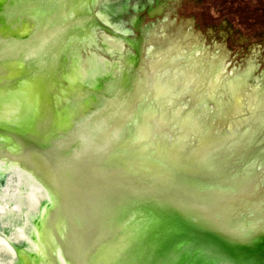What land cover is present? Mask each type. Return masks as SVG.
<instances>
[{
    "label": "bare ground",
    "instance_id": "6f19581e",
    "mask_svg": "<svg viewBox=\"0 0 264 264\" xmlns=\"http://www.w3.org/2000/svg\"><path fill=\"white\" fill-rule=\"evenodd\" d=\"M48 1L0 0V123L16 126V133L5 132L3 142L7 147L11 140L14 146H8L15 151L11 166L0 164V264H55L54 255L58 264H98L95 257L82 261L84 253L75 252L71 241L82 224L80 212L95 199L101 211L94 217L101 223L96 238L102 239L104 264H154L163 228L139 210L128 216L121 200H105L103 188L113 170L167 188L169 178L180 176L209 193L217 187L234 198L257 197L245 192L264 183V72L257 77L260 86L249 84L253 68L221 82L223 66L207 74L189 73L175 56L165 59L149 50L152 101L118 63L122 42L98 32L86 16L89 4L75 7L64 20ZM68 3L58 9H68ZM99 5L101 10L112 4L100 0ZM29 63L32 69H24ZM14 82L18 95L10 88ZM130 103L145 106L133 116L130 133L122 134L120 126L133 115ZM28 118L37 123L31 129L25 127ZM21 133L37 137L35 146L45 152L50 172L18 154L23 153L17 141ZM242 170L243 179L258 171L259 184L235 182ZM187 194L202 202L192 191ZM246 205L260 217L250 215V220L264 222V205ZM111 234L114 239L107 241ZM59 240L73 252L65 253ZM173 264L198 263L185 255Z\"/></svg>",
    "mask_w": 264,
    "mask_h": 264
},
{
    "label": "water",
    "instance_id": "95a60500",
    "mask_svg": "<svg viewBox=\"0 0 264 264\" xmlns=\"http://www.w3.org/2000/svg\"><path fill=\"white\" fill-rule=\"evenodd\" d=\"M1 29L0 27V32ZM9 66L11 72H15L18 77L16 69L14 67L11 68V65ZM24 69H32V64H30L29 68L26 65ZM15 82L17 81L15 80ZM17 86L15 83L10 88L14 91V94L18 95ZM3 89L1 88L0 92ZM33 118H28L25 124L27 129H31L33 125L37 124ZM48 124L45 125L47 128L49 127ZM12 129L11 133H16V126L7 125L5 127V125L0 123V164L3 163L8 167L11 166L9 162L11 158H8L9 154L7 155V153L11 150L9 147L12 143L10 142L11 140L6 141V144L8 142L6 147L3 142L6 139L4 137L5 132ZM165 136L166 138L164 139L167 140L169 138L168 134L165 133ZM27 139L33 145L35 143L39 144L37 137L27 135ZM22 140H25L24 137L22 135L18 136L17 141L23 146V150H25ZM12 147L14 146L12 145ZM155 161L160 163L158 159H155ZM259 161H262V159ZM164 165L165 167L170 166L162 164V166ZM105 172L108 174V170H105ZM0 173L3 174L1 170ZM233 173L234 171H232L230 177H234L232 176L234 175ZM244 173L246 171L242 170V174L236 178L235 182L240 180L245 184L248 182L246 184L248 187H254V182H258L259 184L258 178L261 175H258V171L253 176L248 175V177L243 179ZM130 175L131 173H118V169L113 170L108 175V181H105V187L103 188V192L105 191L108 195L104 194L106 196L105 200L109 198V201L113 202V204L121 200L124 213H127L128 216L135 212V210H139L145 213V216L153 218L163 228L164 237L161 245H159L160 247L154 252L157 256L155 261H153L154 264H161V261H163V264H173L178 258L185 255L198 264H264V222L261 219L258 221L257 219L260 218L257 216L259 215L258 212L246 205L247 202L256 203L258 206L264 205V196H260L263 192L261 187H264V183L254 187L256 188L254 190L245 192L246 194L251 192L258 194L255 199H247L244 195L236 197L239 198L240 202H235L236 198L231 194L232 192L224 193L220 190L224 193L223 195L215 187L216 192L212 193L211 191L209 193L206 190L200 189L199 186L193 187L188 185L185 179L180 176L175 178V180H171L168 177L172 183L168 186L170 188H167L158 184H151V182H143L142 180H136V182L132 177H128ZM226 176L229 175L227 174ZM183 182L187 184L184 185L186 190L182 188ZM194 188H197L196 191ZM187 190L192 191L193 198H199L202 202L198 203L189 198ZM193 193L196 195H193ZM240 194L238 193V195ZM95 201L96 199L92 200L91 203H87L84 210L80 212L83 225L80 224L75 228L77 232H74L76 231L75 229L73 230L74 238L71 241L76 248L78 247L74 249L75 252L84 253L85 257L83 256L84 259L82 261L86 260L89 263L90 259L92 260L95 257L98 259V264H104L105 257L100 255L103 252L102 239L96 238L101 223L100 219L94 218L101 211H98L100 208ZM244 211L246 213H242ZM250 215H255L258 218L250 220L248 218ZM103 238L106 239V237ZM113 239L114 236L111 234L106 240L111 241ZM58 242L64 245L63 250L65 253L73 252L64 241L59 240ZM76 244L80 245L77 246ZM50 250L52 252L53 247ZM53 259L55 260L54 263L58 264L59 261L55 255Z\"/></svg>",
    "mask_w": 264,
    "mask_h": 264
},
{
    "label": "rangeland",
    "instance_id": "374dc122",
    "mask_svg": "<svg viewBox=\"0 0 264 264\" xmlns=\"http://www.w3.org/2000/svg\"><path fill=\"white\" fill-rule=\"evenodd\" d=\"M66 1L49 0L48 2L50 4L52 2L55 6L57 2V5L59 3L60 7H63ZM71 1V8L85 3V5H90L93 12L96 10L97 13L100 12V0ZM122 1L123 3H121ZM124 3L130 4L129 0H113L110 10H105L103 19L99 17V21L96 19V15L94 16L89 12L86 16L95 22L97 29L106 30L110 36L122 42L123 48L116 59L127 74L129 81L137 80L145 88L144 94L146 93L147 97L151 96V100L153 95L147 82L149 64L147 55L149 50L160 53V56L165 59H168L170 55L175 56L177 64L189 73L207 74L213 67L223 66L221 82L233 73L242 74L253 68L255 70L250 75L249 84L260 86L261 83L257 77L264 72V23L257 24L259 26L252 34H250L249 29L244 27L240 29L239 23L246 18L250 25L255 24V20L264 21V0H233L234 6L231 8L235 9V17L228 19V21L224 20L223 25L217 21H222L226 15H220L218 11V20L209 22V24H207L208 21L202 19L200 22L199 17L191 15L193 14L191 9L195 11L201 10L203 7V9H207L212 7V3H206L203 7L186 4V8L191 14H185L184 8L180 4L178 6L169 5L168 14L163 19L156 21L155 24L148 25L149 19L144 16L145 27L140 28L138 34L134 33L137 20L131 17V9ZM228 10L227 8L226 12ZM210 25L212 26L209 27ZM80 50L81 55L85 56V51ZM123 92L125 93L126 89H123ZM144 106L145 104H129L128 108L130 111L132 108L131 114L133 115L120 126V133H130V130L133 129V116H138L140 107ZM210 109L212 111V105H210ZM21 135L25 139L22 140L25 150L23 153L18 152V154H22V159H25V162L34 165L39 170L50 172L44 157L45 152L31 144L27 135L24 133ZM14 152V150H10L7 153V155L9 154L8 158L12 159Z\"/></svg>",
    "mask_w": 264,
    "mask_h": 264
},
{
    "label": "flooded vegetation",
    "instance_id": "af4514ba",
    "mask_svg": "<svg viewBox=\"0 0 264 264\" xmlns=\"http://www.w3.org/2000/svg\"><path fill=\"white\" fill-rule=\"evenodd\" d=\"M56 1H59V0H56ZM109 1L112 4L113 0H109ZM132 1L135 2V3L133 4ZM68 2H69V0L64 2V4L67 6L69 4ZM71 3H72V1H71ZM121 3H123V1ZM129 3H130L129 5L124 3V5H128L130 7V9H131L130 10L131 17L132 18H136V20H137V24L134 27V33H136V34L139 33L140 28L145 27L144 23H146V22L143 20L144 16H147L148 19H149L148 25L149 24H155L156 21L163 19L164 16H166L168 14V10L167 9H168L169 5L178 6V4H180L182 6V8H184L185 14H191L188 11V9L186 8V4L188 6L196 5L197 7H199V6L203 7V5L206 4V3H212V7H209V8L206 7L207 9H203L204 7L202 9L200 8L201 10H197V11H195L194 9H191V12H193V14H191V15L193 17H194V15H196L197 17L200 18V19H198L200 22H202V19L205 20L206 22L208 21L207 24H209V22H214V21L218 20L217 11H218V14H220V15H226L223 18L222 21H220V20L217 21V23H221V25L224 24V22H225L224 20L228 21V19L230 20V19H233L235 17V14H234L235 13L234 12L235 9L231 8V7L234 6L233 5V0H143V1H141V0H129ZM141 3L143 5V7L140 9L139 7H140ZM132 5H135V7H133ZM128 6H127V9H128ZM55 7H56V11L58 10L57 12H59L61 14L60 16H63L61 19H64V20H66L67 14L69 12H71L72 10H74V8L69 7L66 10L63 9V10L60 11L58 9V7H60V5H59V3L57 5V2H56V6ZM225 7H227L229 9L227 12H226L227 8H225ZM87 10L89 11L90 14H94V16L96 15V17H97L96 19L99 21L98 18L101 16V14L103 16V12L105 10H107V11L110 10V8L105 7L103 9H101L100 12H98V13H97V10L93 12L91 10V8H89ZM175 10H177V9H175ZM177 11L179 12V10H177ZM236 20H237V18H236ZM243 22L241 21L239 23V25L241 26L239 28L242 29V27H244L246 29H249L251 31L250 34L255 32L254 30H256L257 26H259L257 24L264 23L263 20H260V21L255 20L256 23L250 25L249 21L247 20V18L244 19ZM211 26L212 25H210L209 27H211ZM97 30H98V32H103L106 35L110 36V34L106 30H103V29L102 30L97 29ZM81 47H83V46H81ZM94 48L97 49L96 46H94ZM222 73H223V71H222ZM222 73H221V75H222Z\"/></svg>",
    "mask_w": 264,
    "mask_h": 264
}]
</instances>
